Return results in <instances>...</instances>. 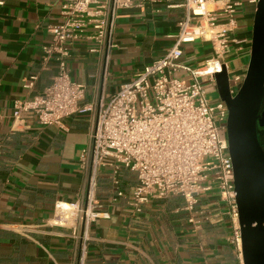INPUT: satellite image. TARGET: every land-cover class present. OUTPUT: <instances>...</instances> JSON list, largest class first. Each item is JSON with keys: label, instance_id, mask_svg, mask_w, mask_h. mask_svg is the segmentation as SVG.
Wrapping results in <instances>:
<instances>
[{"label": "crops", "instance_id": "crops-1", "mask_svg": "<svg viewBox=\"0 0 264 264\" xmlns=\"http://www.w3.org/2000/svg\"><path fill=\"white\" fill-rule=\"evenodd\" d=\"M0 1V264H74L76 242L68 229L48 224L53 202L82 196L85 172L79 157L98 106L164 54L183 9L174 6L179 0H144L118 9L109 51L86 37L69 47L68 75L83 85L79 104L88 109L60 125H42L23 113L27 126L11 128L12 101L38 95L56 73L55 61L43 60L41 47L50 41L47 26L58 23L60 14L57 0ZM222 3L207 6L218 27L226 28L221 61L232 85L231 76L241 79L248 62L254 6L242 0L229 21ZM181 48L180 62L190 67L213 56L207 40L195 39ZM172 75L188 80L182 71ZM135 183V173L128 169H119L117 185L111 183L109 169H100L96 199L109 217L91 225L85 264H242L231 243L227 202L216 189L200 195L196 208L203 211L198 219H204L195 227L175 194L150 198L133 212L126 200ZM117 189L124 196L111 202Z\"/></svg>", "mask_w": 264, "mask_h": 264}, {"label": "built area", "instance_id": "built-area-1", "mask_svg": "<svg viewBox=\"0 0 264 264\" xmlns=\"http://www.w3.org/2000/svg\"><path fill=\"white\" fill-rule=\"evenodd\" d=\"M60 21L47 26L50 41L41 47L42 58H52L56 73L50 83L31 99H15L11 105V128L27 125L21 115L30 113L42 125H60L66 117L88 109L80 105L83 85L71 80L66 67L69 47L78 38L97 42L105 51L114 45L113 26L118 9L140 6L144 0H57ZM242 0H223L220 9L228 16ZM255 7L257 0H245ZM215 0H179L183 9L177 31L164 54L122 82L107 101L98 106L81 150L79 165L85 172L82 196L73 202L55 200L48 224L68 229L76 242L74 264H85L91 225L108 218L96 199L100 169L107 168L110 181L118 183L119 169L135 173L136 183L126 200L133 212L153 197L179 195L188 221L198 227L204 219L196 208L200 195L216 189L227 202L232 228L231 243L240 255L237 214L233 200L232 169L225 134L226 108L210 102L201 78L211 86L213 75L225 64L226 28L218 27L208 3ZM1 3V1H0ZM195 39L210 41L213 56L199 67L182 62V45ZM94 50V49H92ZM226 70V69H225ZM182 71L186 82L172 74ZM34 77H30V81ZM30 81L27 86L30 85ZM232 94L241 79L231 76ZM124 196L116 190L111 202ZM197 215V216H196ZM202 218V219H201Z\"/></svg>", "mask_w": 264, "mask_h": 264}, {"label": "water", "instance_id": "water-1", "mask_svg": "<svg viewBox=\"0 0 264 264\" xmlns=\"http://www.w3.org/2000/svg\"><path fill=\"white\" fill-rule=\"evenodd\" d=\"M226 108L225 134L232 169L242 264H264V151L256 134L264 126V0H257L245 72L231 94L225 68L213 75Z\"/></svg>", "mask_w": 264, "mask_h": 264}, {"label": "rangeland", "instance_id": "rangeland-1", "mask_svg": "<svg viewBox=\"0 0 264 264\" xmlns=\"http://www.w3.org/2000/svg\"><path fill=\"white\" fill-rule=\"evenodd\" d=\"M201 83L206 91L207 100L210 102L216 101L218 98H217L215 88L214 89L211 88V85L209 84L207 78L203 77ZM235 90H236V87H235ZM256 134H257V139H258V142L261 148L264 149V130L258 127L256 128Z\"/></svg>", "mask_w": 264, "mask_h": 264}, {"label": "flooded vegetation", "instance_id": "flooded-vegetation-1", "mask_svg": "<svg viewBox=\"0 0 264 264\" xmlns=\"http://www.w3.org/2000/svg\"><path fill=\"white\" fill-rule=\"evenodd\" d=\"M262 103H264V100L262 101ZM260 127L261 129L264 130V126H257V128ZM264 151V149H262Z\"/></svg>", "mask_w": 264, "mask_h": 264}]
</instances>
